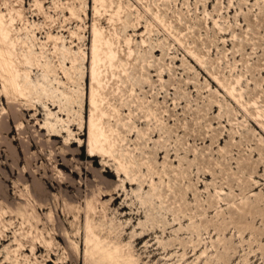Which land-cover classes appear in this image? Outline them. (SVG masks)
<instances>
[{"label": "rangeland", "instance_id": "obj_1", "mask_svg": "<svg viewBox=\"0 0 264 264\" xmlns=\"http://www.w3.org/2000/svg\"><path fill=\"white\" fill-rule=\"evenodd\" d=\"M110 2L112 8L98 7L95 11L94 0H0V12L6 19L14 9L10 16L15 19L16 36L26 42L32 53L29 60L34 65L24 69L30 71V91L37 93L32 97L6 96L0 84V264H84L85 201L95 205V216L90 222L100 231V237L106 238L110 233L114 243L129 244L138 264H264V218L248 219V227L240 238L231 227L222 231V219L214 218L217 207H211L202 218L209 221L206 226L200 224L199 217L193 219L194 225L199 226L198 243L191 222L184 217L196 212L197 198L206 202L215 188L226 193L222 197L225 203L233 202L234 196L240 194L236 179L246 178L253 169L258 185L249 190L257 195L261 192L263 202L258 206L264 210V162H259L260 155L264 158V132L210 76L216 75L228 86L234 84L233 77L243 74V101L257 98L264 111V0ZM119 2L128 10L121 14L122 22L116 17L109 22ZM145 6L152 13L159 11L170 28L154 21ZM70 8L74 16L70 15ZM93 24L106 35L116 32L125 54L123 38L131 36L134 54L128 79L136 96L144 102L143 107L152 109L153 116L159 119L151 118L149 132L154 130L155 136L144 151L153 161L156 154L157 172L172 165L175 174L183 178L182 182L173 181L174 174L168 172L172 195L166 188L168 180L159 181L154 176L156 192L166 197L162 208L152 198L148 181L142 187L127 184L122 189L114 162L105 158L104 164L102 158H95L91 166L86 156L87 58ZM48 35L60 38L59 57L52 54L54 44ZM173 35H183L185 39H181L203 57L202 68L174 41ZM142 38L147 41L146 49L140 45ZM151 48L158 52L152 54ZM18 52L28 57L26 48H18ZM74 57L78 69L71 83L63 77L59 64L68 71ZM234 61L236 66L231 71ZM159 70L164 71L161 81ZM125 86L127 90L131 85ZM72 90L77 97L69 101ZM112 103L124 119L127 108H121L117 98ZM248 111L253 115V110ZM48 119L59 131V137L49 136V127H45ZM229 120L236 125L231 126ZM141 121L137 122L138 130H145L146 123ZM113 125L121 131L119 123ZM130 140H136V133ZM248 148L253 152L251 156ZM243 165L248 171H242ZM137 168L136 165L129 169V173L133 171L130 175H135ZM186 187L187 195L182 200ZM225 203L219 206L228 221ZM186 207L191 212L184 210ZM29 214L37 217L38 228L49 243L48 248H38L36 255L29 244L24 251L17 248L19 233L33 232ZM133 233L148 235L135 241ZM203 251L205 254L201 255Z\"/></svg>", "mask_w": 264, "mask_h": 264}, {"label": "bare ground", "instance_id": "obj_2", "mask_svg": "<svg viewBox=\"0 0 264 264\" xmlns=\"http://www.w3.org/2000/svg\"><path fill=\"white\" fill-rule=\"evenodd\" d=\"M138 2L140 0H137ZM142 1V0H141ZM7 3V2H6ZM11 6V4H8ZM100 7L103 10L106 8H112V3L110 0H94V10L97 11V8ZM146 13L150 14L152 19L158 22L160 25L166 27L168 24L162 19L159 11L152 13L149 8L144 7ZM128 10L127 7L122 5L121 2L117 4V9L110 16L109 22H112L113 17H116L119 22H122L121 14ZM14 11L11 8L9 12V18L6 19V16L0 12V81H1V89L2 92L6 96H22V97H32V93L30 88L33 86L30 76V71L28 69H24V66L32 67L34 64L29 60L30 56H32L30 48L26 45V42L22 41L16 36V29L14 28L15 19L11 17V13ZM70 15L74 16V10L69 9ZM17 13V12H16ZM20 16L19 14H17ZM141 18L138 17L137 21ZM139 22V21H138ZM217 26V23H214ZM150 26V25H149ZM131 27H135L132 25ZM147 27V26H146ZM170 28V26H167ZM92 39L90 45V56L87 58V62H89V88H88V106H89V115L87 121V152L86 156L90 159V165L93 166L95 164V158H102V162L106 164L104 161L105 158H109L112 162H114L116 166V174L117 178L121 184L122 189L124 185H139L142 187L143 183L148 181L150 192L152 198H154L159 204L160 208H162V199L165 196L162 193H157V184L155 182L156 177H158L159 181L161 179L168 180V184L166 188L168 192L174 195V192L171 189L169 173L174 174L173 181L182 182L183 178L178 176L176 169L172 168V165H169L161 172H157L155 166V157L154 161L152 158L146 155L144 149L148 147V141L155 136V131L152 130L149 132L151 127H149L152 122L151 118L156 121H159L156 116H153L151 110H147L143 107L144 102L142 103L140 99L136 96L133 85L130 83L129 77V68L131 66L132 56L134 54V50L132 49V39L131 36H127L123 38V43L127 53H124V50L119 46L120 36L114 32L112 34H104L102 28L98 27L96 24L92 25ZM147 29V28H146ZM145 29V30H146ZM166 29V28H165ZM74 35V34H71ZM183 35L176 36L173 35L174 41L184 47L187 54L190 56L192 60L202 68L204 66L203 57L197 54L193 48L181 39ZM184 38V37H183ZM53 41V52L54 57H59L60 52L62 51L58 46L60 38H53L52 35H48V38ZM185 39V38H184ZM141 47L144 49L148 48L147 41L143 38L140 42ZM19 49H27L28 57L20 55L18 52ZM80 50V49H79ZM152 54L154 52H158L155 48H151L150 50ZM83 56H85L84 52H80ZM43 54V53H42ZM151 54V58L153 55ZM126 58V59H125ZM78 60L74 57L70 61V67L68 71L63 70V66L59 64L60 70L62 71L63 77L67 80V82L73 83V79L75 78ZM39 64V60H36V65ZM236 61H234L233 66L231 67V71H234ZM149 71V70H148ZM164 71L159 70L158 76L161 81L163 78ZM214 83H216L219 87H221L226 93L227 97L233 101L238 107H240L247 115L253 118L258 127L264 132V111H262V107H259L258 99H252L249 102L243 101L242 96V81L243 74L236 75L233 77L234 84H230L228 86H224L223 83L216 75L210 74ZM129 83V89L126 90V84ZM143 85H139V88H143ZM79 87V84H77ZM163 89V88H162ZM1 92V93H2ZM78 93V91H77ZM37 94V93H36ZM35 94V95H36ZM76 96L74 90H72V95L68 98L69 101ZM77 97V96H76ZM117 100L121 102V108H127L128 114L126 115L125 122L124 119L121 118V110L117 109L112 101ZM125 99L128 101L124 102ZM74 100V99H73ZM73 103V102H72ZM83 108V103H80ZM174 109H176L177 104L173 102ZM219 105V103H218ZM219 108L222 107L219 105ZM146 109V110H144ZM249 109L253 110V115L249 113ZM166 111L162 113L165 114ZM221 114V113H220ZM141 115V116H139ZM47 117L51 118V114H47ZM169 118L171 116H168ZM142 120V121H141ZM146 123L145 130H138L137 122ZM237 119L234 120V122ZM57 122L64 123L63 120H59ZM114 123H119L121 127V131L117 128ZM229 124L236 125L233 121H228ZM152 124V123H151ZM66 126L69 127V122L66 123ZM45 127H49L48 133L50 137L57 138L59 137V131L55 130L52 126L49 119L45 122ZM166 127V125H165ZM137 130V131H136ZM170 130V129H168ZM69 131V130H68ZM172 132H175L174 130ZM128 133V134H127ZM136 133V140L133 142L130 140ZM171 133V130H170ZM161 135L159 139H161ZM232 138V137H231ZM234 138V137H233ZM232 138V142H234ZM67 142V140H66ZM80 143V139H78ZM259 144H262L263 141L261 139L258 140ZM162 143H165L163 140ZM213 143V142H212ZM235 144V143H234ZM164 145V144H163ZM233 147V145L231 146ZM250 151V156L252 155L251 148H248ZM221 151V150H220ZM165 154L166 159H168V151ZM261 150L259 151V153ZM263 152V151H262ZM135 154V155H134ZM227 154V153H226ZM137 162V163H136ZM259 162L263 163L264 158L262 155L259 157ZM137 165V172L135 175H130L133 171L129 169H134ZM64 167L63 164H61ZM219 166V165H216ZM141 170H145L146 173L141 172ZM247 170V165L242 166V171ZM75 172H72V175ZM77 174V173H76ZM254 169L250 170L246 175V178L240 179L237 178L236 181L239 182L240 194L234 196L233 202H226L222 197L226 195L222 188L214 189V195L209 194L207 201L201 202L199 198L195 200V209L196 212L191 213L189 216L184 214V217H187L191 222L190 227L192 228V233H196L197 242L201 241L200 232L197 230L198 225H194L193 219L199 217L201 220L200 224L202 226H206L209 221L206 219H202L206 216L207 210L211 207H217L215 217L222 219L220 224H224V229L222 231H226L228 228L235 230L240 238L245 233L248 227V219L255 220L258 216L264 218V210L260 209L258 203L263 202V197L261 195H257L251 193L249 190L252 185H258V182L254 180L253 175ZM212 175V174H211ZM123 177V179L121 178ZM137 176V178H136ZM156 176V177H154ZM213 176V175H212ZM141 179V181H139ZM165 180V181H166ZM164 181V182H165ZM215 181V179H214ZM213 181V182H214ZM125 182V183H124ZM214 185H216L214 183ZM188 188L186 187L183 190V194L181 199L184 200V197L187 195ZM207 191V189H206ZM196 198V194H193ZM250 195V196H249ZM254 198V200H251ZM212 201V203H211ZM238 201V203L234 202ZM221 203H225L228 210V221L225 220L226 214L219 206ZM208 206L205 207V206ZM93 202L85 201L84 208V236H83V262L84 264H138V260L134 258L133 253L131 252L130 245L126 244L124 246H120L118 243H114L110 238V233L106 238L100 237V231L92 226L90 222L91 216H95V208ZM175 207L171 208L172 210ZM170 209V210H171ZM184 210H191L189 208H185ZM178 212V210H177ZM184 213V211H181ZM1 215V214H0ZM1 218V217H0ZM29 219L33 221L30 225L33 232L19 233L20 240L17 241V248L19 251H24L26 245L29 244V247L32 252L36 255V250L38 248L46 247L48 248L49 243L46 242L43 233L39 230L38 225L39 221L37 217L33 214H29ZM3 222V221H2ZM0 222V225L2 224ZM204 223V225H203ZM23 225V224H21ZM244 225V226H243ZM246 227V228H244ZM213 229L216 231L217 227L213 226ZM207 231V227L204 229ZM34 234V237H32ZM148 234L144 233H133L132 238L135 237V241L138 239H143ZM50 239H53L50 237ZM220 242V238L217 239ZM236 252V251H235ZM234 252V253H235ZM205 254V251L201 253V255ZM181 257H184L182 255ZM51 260V257H49ZM230 258L228 259V261ZM36 262V261H35ZM57 264L56 262H54ZM62 264V263H58ZM208 264V262H205Z\"/></svg>", "mask_w": 264, "mask_h": 264}]
</instances>
